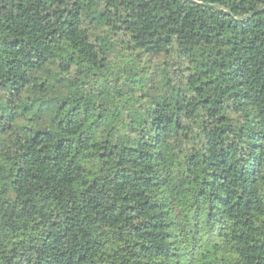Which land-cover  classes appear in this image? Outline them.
Listing matches in <instances>:
<instances>
[{
    "label": "trees",
    "instance_id": "obj_1",
    "mask_svg": "<svg viewBox=\"0 0 264 264\" xmlns=\"http://www.w3.org/2000/svg\"><path fill=\"white\" fill-rule=\"evenodd\" d=\"M0 264H264V0H0Z\"/></svg>",
    "mask_w": 264,
    "mask_h": 264
}]
</instances>
